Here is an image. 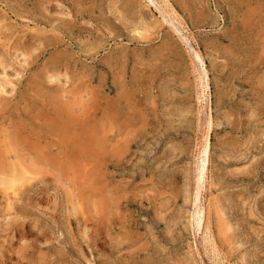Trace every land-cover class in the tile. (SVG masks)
<instances>
[{"label": "rangeland", "instance_id": "1", "mask_svg": "<svg viewBox=\"0 0 264 264\" xmlns=\"http://www.w3.org/2000/svg\"><path fill=\"white\" fill-rule=\"evenodd\" d=\"M21 174L0 264H264V0H0Z\"/></svg>", "mask_w": 264, "mask_h": 264}, {"label": "bare ground", "instance_id": "2", "mask_svg": "<svg viewBox=\"0 0 264 264\" xmlns=\"http://www.w3.org/2000/svg\"><path fill=\"white\" fill-rule=\"evenodd\" d=\"M195 57H196V59L198 61H201L200 57L198 55H196ZM199 79H200L199 81H200V89H201V93L199 95V99H201V98L204 97V90H203L204 89V83H203L202 76H199ZM207 132H209V131H207ZM207 135H209V134L207 133ZM201 147H202V150H201L200 155H199L200 156L199 157L200 158V163H199V170H198L199 171V176H198V186L199 187H200V184H201V179H202V176H203V173H204V169H205V165H206V158H207V151H208V140H206V144L202 145ZM21 175L17 176V177L16 176H14V177L11 176L8 179L2 177L0 179V185L4 186L3 191H4V194H5L6 199H7V203H8L7 204V207H8L7 209L8 210H12L13 209L12 200L15 199V197L18 195L19 192H21L19 190V188H22V186L28 182V179L26 178V176H24V175L21 176ZM197 194H199V192ZM11 197H13V199ZM198 197L199 196L196 195L195 202H194V205L196 206V212L194 213L195 216L193 217V219H195V224H196L197 231L201 227V222H202V219H203V210L198 207L199 205L198 206L196 205V201L198 200Z\"/></svg>", "mask_w": 264, "mask_h": 264}]
</instances>
